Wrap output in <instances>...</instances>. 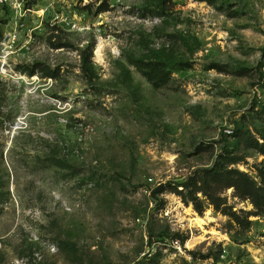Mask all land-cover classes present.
I'll use <instances>...</instances> for the list:
<instances>
[{"label":"rangeland","instance_id":"rangeland-1","mask_svg":"<svg viewBox=\"0 0 264 264\" xmlns=\"http://www.w3.org/2000/svg\"><path fill=\"white\" fill-rule=\"evenodd\" d=\"M102 4L0 7V264H264V0Z\"/></svg>","mask_w":264,"mask_h":264},{"label":"built area","instance_id":"built-area-1","mask_svg":"<svg viewBox=\"0 0 264 264\" xmlns=\"http://www.w3.org/2000/svg\"><path fill=\"white\" fill-rule=\"evenodd\" d=\"M29 1L31 0H0V7H8L13 11L15 10L17 14H20L21 17H23L25 16L27 11L26 3H28ZM51 1L54 2L56 0H51ZM64 1H69V0H64ZM84 16L85 13L76 16L62 15L61 17L58 16L57 20L62 26H67L69 29L74 31H80L85 29V27L81 25V21ZM17 36L18 35L16 34V32L13 31L12 33H10L8 37V41L10 43H12V41H16Z\"/></svg>","mask_w":264,"mask_h":264},{"label":"trees","instance_id":"trees-1","mask_svg":"<svg viewBox=\"0 0 264 264\" xmlns=\"http://www.w3.org/2000/svg\"><path fill=\"white\" fill-rule=\"evenodd\" d=\"M106 7H107V0H103V4L102 6L100 7V10H106ZM35 70H33L31 73H34ZM249 195L252 197L253 199V203L254 205L256 206V208H258L259 210H263L264 209V194H262L260 192L259 189H257L256 187H250L249 188ZM233 214H236V213H231V215ZM258 214V213H257ZM244 221H247L248 223H250V219H249V216L246 217L244 219ZM237 223L239 224H243L241 221H237Z\"/></svg>","mask_w":264,"mask_h":264},{"label":"water","instance_id":"water-1","mask_svg":"<svg viewBox=\"0 0 264 264\" xmlns=\"http://www.w3.org/2000/svg\"><path fill=\"white\" fill-rule=\"evenodd\" d=\"M164 187H165V185H161L160 187H158L157 189H155V190L153 191V194H156V193L161 192V191L164 189Z\"/></svg>","mask_w":264,"mask_h":264},{"label":"bare ground","instance_id":"bare-ground-1","mask_svg":"<svg viewBox=\"0 0 264 264\" xmlns=\"http://www.w3.org/2000/svg\"><path fill=\"white\" fill-rule=\"evenodd\" d=\"M198 221H200V220H198ZM202 221V220H201Z\"/></svg>","mask_w":264,"mask_h":264}]
</instances>
